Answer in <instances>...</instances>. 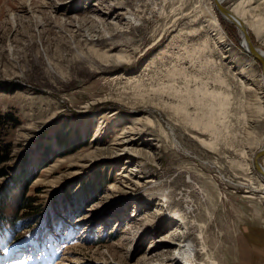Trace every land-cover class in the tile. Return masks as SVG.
Wrapping results in <instances>:
<instances>
[{
	"label": "rangeland",
	"instance_id": "rangeland-1",
	"mask_svg": "<svg viewBox=\"0 0 264 264\" xmlns=\"http://www.w3.org/2000/svg\"><path fill=\"white\" fill-rule=\"evenodd\" d=\"M262 73L213 0H0V264H264Z\"/></svg>",
	"mask_w": 264,
	"mask_h": 264
},
{
	"label": "bare ground",
	"instance_id": "bare-ground-1",
	"mask_svg": "<svg viewBox=\"0 0 264 264\" xmlns=\"http://www.w3.org/2000/svg\"><path fill=\"white\" fill-rule=\"evenodd\" d=\"M223 2H224V0H213V5H214L217 13L222 17V19L225 22H228V23H230L236 27L237 32L241 38L242 47L246 50V52L249 56H251L256 61L260 62V64L263 66L261 86H262V92L264 94V52L255 49L252 45V42L250 40V36L248 34V31H247V24L243 20V17L245 16V10L246 9L242 6L241 3H239L234 9L227 10L223 7ZM263 2L264 1L260 2V4H263ZM258 28H259V31H261L263 29V26H259ZM219 35H220L219 37L221 39H223V34L219 33ZM241 71L245 75L244 70H241ZM242 73L239 75L242 76L243 75ZM128 150L129 149H126V146H125L123 151H128ZM261 151H264V149ZM135 154L138 155L139 151L135 152ZM255 156H254V159H255ZM262 158H264V156H262L259 159L258 167H256L255 163H254V167H255L257 173L264 180V169L259 164V162ZM166 239H167V241H166L167 243L170 242V241H168L169 237H167ZM168 244H170V243H168ZM171 245H173L174 247H177V248L174 249L173 254L167 258V262L169 264H191L195 261L194 259H195V251L196 250H195V246L192 243V241L188 240L185 244L183 242L181 243L179 241H176V243H173Z\"/></svg>",
	"mask_w": 264,
	"mask_h": 264
},
{
	"label": "trees",
	"instance_id": "trees-1",
	"mask_svg": "<svg viewBox=\"0 0 264 264\" xmlns=\"http://www.w3.org/2000/svg\"><path fill=\"white\" fill-rule=\"evenodd\" d=\"M11 115H6V117L10 120V117ZM11 121H13V122H15L12 118H11ZM2 130V127H0V131ZM10 153H11V151H10V148H8V147H0V165L2 164V163H4V162H7L8 160H9V155H10ZM2 171H0V173H1ZM10 174H9V172L8 171H4L2 174H0V177H3L4 179H6V177H8ZM12 179H13V182H14V184H13V186H15V187H17V186H19V188H18V190L21 192V194H23L24 193V190H25V188H26V185H27V181H20V180H17L15 177H12ZM30 180V179H29ZM5 182H7V180L5 181ZM4 189H5V192L3 191H1L2 193H0V199H2V196H4L5 195V193H6V191H9V190H13V188H12V186H9L7 183H5L4 184V187H3ZM2 188V189H3ZM59 196L58 197H56L53 201H51L52 203L51 204H49V206H48V209H47V213H49V214H52V212H53V214H56L57 213V209L56 208H53V205L54 204H58V202H59ZM5 200V199H4ZM60 203V202H59ZM1 204V203H0ZM0 216L2 215V210L0 209ZM31 219V218H30ZM25 221H26V223H27V226L28 227H25V228H29V226L31 225V220H29V219H25ZM5 222H4V220L3 219H0V232H2V230H3V226H5ZM7 226H9V225H7Z\"/></svg>",
	"mask_w": 264,
	"mask_h": 264
},
{
	"label": "water",
	"instance_id": "water-1",
	"mask_svg": "<svg viewBox=\"0 0 264 264\" xmlns=\"http://www.w3.org/2000/svg\"><path fill=\"white\" fill-rule=\"evenodd\" d=\"M264 156V151H260L259 153H257V155L255 156V159H254V163L256 165V167H258V161L259 159Z\"/></svg>",
	"mask_w": 264,
	"mask_h": 264
},
{
	"label": "crops",
	"instance_id": "crops-1",
	"mask_svg": "<svg viewBox=\"0 0 264 264\" xmlns=\"http://www.w3.org/2000/svg\"><path fill=\"white\" fill-rule=\"evenodd\" d=\"M244 252H241V256H243Z\"/></svg>",
	"mask_w": 264,
	"mask_h": 264
}]
</instances>
